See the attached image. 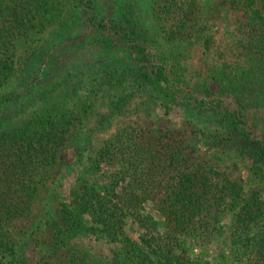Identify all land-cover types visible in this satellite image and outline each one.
Listing matches in <instances>:
<instances>
[{
    "label": "trees",
    "instance_id": "obj_1",
    "mask_svg": "<svg viewBox=\"0 0 264 264\" xmlns=\"http://www.w3.org/2000/svg\"><path fill=\"white\" fill-rule=\"evenodd\" d=\"M117 3L0 0V88L20 79L17 89L0 94V124L30 85L39 82L45 93L52 92L60 74L65 82L84 67L101 71L100 85L113 87L123 70L125 79L133 75L180 109L211 113L217 142L234 147L264 186V0L155 1L154 15L167 40L185 48L203 45L207 66L194 76L185 75L180 57L151 37L133 3ZM57 22L65 25L57 45L30 46L16 55L17 39ZM119 47L126 55L114 62L108 48ZM70 48L76 51L60 58L63 68L47 82L56 52ZM37 60L45 68L32 82L27 65ZM57 104L21 126L0 129V264L33 263L8 228L30 210L75 132L77 107ZM178 134L134 129L107 140L92 157L89 178L72 189L71 201L44 218L68 264H213L205 250L218 255L217 264H264L260 191L246 190L210 161L195 159ZM197 244L204 247L199 253L190 247Z\"/></svg>",
    "mask_w": 264,
    "mask_h": 264
},
{
    "label": "rangeland",
    "instance_id": "obj_2",
    "mask_svg": "<svg viewBox=\"0 0 264 264\" xmlns=\"http://www.w3.org/2000/svg\"><path fill=\"white\" fill-rule=\"evenodd\" d=\"M117 1L118 7L120 2H129L136 6L144 18L151 37L162 43L168 53L180 57L186 71L185 75L194 76L206 69V53L201 43L185 48V45L165 38L154 15L153 7L156 0ZM64 26V22H57L41 33L20 37L16 40V55L25 54L30 46L44 50L54 47L63 37ZM222 38L225 39L223 36ZM74 50L76 51V48L66 49L58 52V55L56 52L53 59L55 66L51 68L50 62V66L46 69L50 71L47 82H50L54 72L57 74L58 70L63 68L60 58L72 55ZM105 50L106 48L103 47V51ZM108 50L112 61L115 58L114 62H118L119 56L122 58L124 54L126 55L123 47L115 48L116 51L111 48ZM27 67L28 72L31 73L27 77L32 82L38 75H42L40 73L45 68L41 60L28 63ZM83 69L68 77L65 82H62L65 78L60 74L58 77L61 78V83L52 92L45 93L42 85H38L39 82L34 86L30 85V91L22 97L23 100L21 98L18 102L9 105L8 114L6 118H2L4 122L0 124V129L21 126L42 108L47 105L51 107L54 103L67 109L77 107L79 113L75 132L60 149L55 165L50 168V179L34 197L30 210L24 216L15 219L8 228L9 234L20 240L28 253H32L34 257L32 264H68L65 251L54 248L52 235L44 223V218L48 214H55L62 202L71 201L72 189L80 187L89 178L91 159L107 140L117 135L124 137L134 129H147L156 135L168 131L179 132L177 137L187 145V151L191 152L195 159L210 161L222 171V176L240 181L246 190L258 189L264 203V186L249 170L250 164L230 144L224 140L217 142L215 118L211 113L180 109L162 93L136 83L133 75L127 74L125 79L126 72L123 70L116 74V81L120 79V83L111 87L112 84L100 85L101 71L95 74L93 71L87 72L88 68L83 67ZM197 81L203 83L200 79L196 80L195 84ZM18 82L20 79L14 77L0 88V94L17 89ZM70 91L72 95L67 96ZM26 102L27 104L24 105ZM146 207L149 210L152 208L151 204ZM134 235L137 234L133 233ZM190 247L195 253L204 249L198 244ZM107 248L105 245L104 252ZM207 252L208 250H205L207 256H212V263L217 264L218 255ZM202 255L203 253L201 257Z\"/></svg>",
    "mask_w": 264,
    "mask_h": 264
}]
</instances>
